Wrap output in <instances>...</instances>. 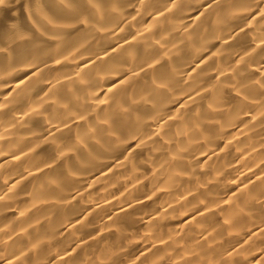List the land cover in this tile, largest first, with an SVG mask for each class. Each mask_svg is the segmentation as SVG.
I'll use <instances>...</instances> for the list:
<instances>
[{
  "label": "bare ground",
  "instance_id": "obj_1",
  "mask_svg": "<svg viewBox=\"0 0 264 264\" xmlns=\"http://www.w3.org/2000/svg\"><path fill=\"white\" fill-rule=\"evenodd\" d=\"M214 3L170 14L173 0H0V71L22 69L0 90V264H264V43L251 27L264 8L248 13L236 0L231 11L241 19L224 32L229 43L201 51L191 29ZM109 54L143 65L130 96L143 80L159 86L154 76L178 71L196 85L169 109V136H158L163 120L151 126L166 147L175 137L174 151H154L155 165L138 151L137 161L147 164L132 179L134 170L123 168L127 153L80 177L73 152L83 146L74 134L81 120L49 121L55 106L79 99L71 85L53 87ZM26 59L50 66V81L25 87L38 71ZM131 75L89 102L103 105L107 91ZM181 112L186 121L176 120ZM193 144L197 162L208 165L199 184L183 176L192 152L177 159Z\"/></svg>",
  "mask_w": 264,
  "mask_h": 264
},
{
  "label": "clouds",
  "instance_id": "obj_2",
  "mask_svg": "<svg viewBox=\"0 0 264 264\" xmlns=\"http://www.w3.org/2000/svg\"><path fill=\"white\" fill-rule=\"evenodd\" d=\"M205 3L206 0H173V6L169 9V13H174L183 5H187L189 11L195 12ZM241 4L243 11L248 13L264 8V0H241ZM235 6L236 0H215L214 4L206 8L200 20L192 26L191 35L193 38L203 40L204 47L201 51H206L208 46L218 40H224V32H230L233 23L241 19L240 14L231 11L232 7ZM169 18L170 16H166L157 23L163 24ZM251 27L255 30V39L264 43V11H259V15L253 21ZM224 43L227 44L229 41L224 40ZM120 51L118 50V53ZM88 55L90 53L82 54L81 59L86 58ZM194 55L198 56L199 51ZM243 62L244 58H241V63ZM22 63L25 67L38 68L32 79L25 83V87L31 86L33 81H40L41 83L45 80L50 81L53 71L50 66L39 68V61L36 59H26ZM138 67L142 68L143 65L137 64L135 57L131 60L124 57L114 60L111 54L104 59H100L97 55L96 59L80 71L73 80L57 83L53 87V92L58 91L60 88L67 91L69 85H71L72 91L77 92L79 96L75 106L71 103H68L63 109L58 105L55 106L50 113L49 121L59 127V125L68 124L70 120L74 121L77 118L81 120V123L75 126L74 134L82 137L83 146H77L73 152L76 169L80 177H85L95 167L111 163L118 157V154L127 153L128 160L124 162L123 168L134 170L132 176H130V179H132L137 174L144 175L145 169L141 165L147 164L146 159L137 161L136 153L138 151L152 157L153 165L157 160V155H153L154 151L156 154L174 151L175 137L172 136L171 138V146L166 147L160 143L156 136L152 135L151 126L152 124H159L163 120L164 125L158 136H169L171 126L166 118L169 109L179 101L180 94L187 95V90L190 88L194 90L196 85L195 83L186 84L182 79V72L178 71L175 76L169 75L163 78L154 76V79L161 80L159 86L149 80H143L141 92L132 93L130 96V85L140 79L135 74ZM21 71L20 67L15 66L10 71H0V90L7 88L9 85L6 81L18 77ZM128 72L133 73V75L129 76L124 83L108 90L103 105H93L89 102L90 100H98L105 93L106 86L109 83L115 82L117 78L123 77ZM192 79L195 81V77ZM40 86V84H37L32 91L35 92ZM14 91L19 92L21 89L18 88ZM89 93L92 95H89ZM144 94H146V98ZM137 95L141 96V99L137 100ZM185 107L189 106L186 105ZM72 112H75V116L70 115ZM176 120L186 121L187 113H179ZM89 129L92 131L89 132ZM133 142L136 144L135 148L132 147ZM180 142L183 143L182 137ZM197 146L193 144L183 148L177 159H182L183 154L192 152L194 158L190 161V165L184 171L183 176L199 184L201 183L200 172L207 171L208 165L206 164L202 168L197 162L196 153L193 151ZM206 151H214V144L207 142ZM224 174L225 169H221L217 172V177H223ZM153 175L160 176V172L153 173ZM147 178L145 176V179ZM216 182L219 183V179ZM115 186L113 184V187ZM176 186L178 187L179 183ZM203 187L207 188L208 185L204 184ZM70 195L71 192L66 190L63 198L66 199ZM154 195H156L155 192H153ZM200 203H205V201L202 199Z\"/></svg>",
  "mask_w": 264,
  "mask_h": 264
}]
</instances>
